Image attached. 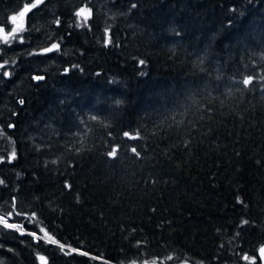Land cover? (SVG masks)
Returning <instances> with one entry per match:
<instances>
[{
    "label": "trees",
    "instance_id": "trees-1",
    "mask_svg": "<svg viewBox=\"0 0 264 264\" xmlns=\"http://www.w3.org/2000/svg\"><path fill=\"white\" fill-rule=\"evenodd\" d=\"M25 2L0 0V22ZM82 3L45 0L25 42L0 45V62L17 61L0 70V213L15 195L37 218L9 222L89 256L0 227V262L246 264L264 242V0H92L77 29Z\"/></svg>",
    "mask_w": 264,
    "mask_h": 264
},
{
    "label": "snow or ice",
    "instance_id": "snow-or-ice-1",
    "mask_svg": "<svg viewBox=\"0 0 264 264\" xmlns=\"http://www.w3.org/2000/svg\"><path fill=\"white\" fill-rule=\"evenodd\" d=\"M45 0H32V2H25L23 4V7L16 12H13L10 14L7 18L6 22H0V45H8L11 46L14 41H18L19 43L23 44L25 42L24 36L22 35L23 33L28 31L27 27V16L28 14L36 9L39 5L43 4ZM92 3V0H87V3H82L80 7H78L73 15L75 17V28L80 29L84 27H89V21L93 16V11L92 8L89 7L88 5ZM136 5L133 4L132 8H135ZM233 12L236 11V9H231ZM113 18H115L113 16ZM54 23L59 26L61 23V20L59 17H57L54 21ZM231 23V21H229ZM72 27V25H70ZM112 25H108L107 27L104 28L103 30V35L102 37L99 38V41H102V44L105 48L109 47L112 43ZM62 41L58 42H51L49 46L40 48L38 50L33 49L32 52L29 53V56L33 55H47L49 53H59L61 51V44ZM11 63L12 66H15L17 61L15 59L11 60V62L7 59L3 60L0 62V70L2 71V76L4 78H11L13 75V72L10 70H7V66ZM138 63L140 65H144L146 62L143 59L138 60ZM73 68H79V65H72L70 68L66 67L64 68V74H67L70 72ZM143 75V73H141ZM33 81L39 82L45 79L44 75H33L31 77ZM254 83V81L249 78L246 81V85H251ZM23 99H19L18 103L20 105L24 104ZM119 103V101H117ZM15 115V113H13ZM13 124H8V128H13ZM4 136V132L2 129H0V137ZM126 138H131V137H126ZM14 144V141L12 142ZM187 144V142H185ZM116 149L113 150L112 153H110L111 158H115L116 154ZM16 151L15 148L8 154L7 156V161L9 163L13 162L16 159ZM5 157L0 156V163L4 161ZM53 164L56 163V160L52 161ZM257 164H260V161H257ZM19 176V174H17ZM5 181L3 179H0V185H4ZM66 188H71V185L65 182L64 185ZM237 203H243L241 198L237 196ZM247 207V205H245ZM11 211H8L6 214L0 213V227H3L4 229L8 230H13L17 233H19L21 236L23 235H30L33 238V241L38 242L39 240H44L46 244H52L58 246L60 249V252L64 255H71L73 253H77L83 256H89L88 252H82L77 248H73L70 245H66L64 243H61L58 241L49 231H47L44 227H40L39 232L42 233V235H38L36 232H28L22 223H13L9 222L13 216H24L27 222L33 223L36 222L37 218V213L32 212L30 215L27 212H22L18 210V201H17V196L13 195L11 199ZM250 224V221L248 219H241L239 225L237 226L238 228H242L244 226H247ZM135 231V230H133ZM240 232L237 231L236 236H239ZM141 246V242L138 241L136 244V247L139 248ZM223 247V245H221ZM67 249V250H66ZM258 253L257 256H250L247 252L243 253L240 256V259L246 264H256L257 259L261 262V264H264V242L260 243L258 248L256 249ZM173 255H168L164 260H159L154 258V259H144L143 261H140L139 264H166L167 261H172L173 260ZM36 259L38 261V264H50L48 257H46L43 254H40L39 252L36 253ZM92 259H98L96 257H92ZM2 264V262H0ZM123 264V262H122ZM129 264H138V261L136 259H133L129 262ZM182 264H188V259L186 258L185 260L182 261ZM198 264H203V261L198 262Z\"/></svg>",
    "mask_w": 264,
    "mask_h": 264
},
{
    "label": "water",
    "instance_id": "water-1",
    "mask_svg": "<svg viewBox=\"0 0 264 264\" xmlns=\"http://www.w3.org/2000/svg\"><path fill=\"white\" fill-rule=\"evenodd\" d=\"M257 256H258V253H257ZM260 264H261V262H260Z\"/></svg>",
    "mask_w": 264,
    "mask_h": 264
}]
</instances>
